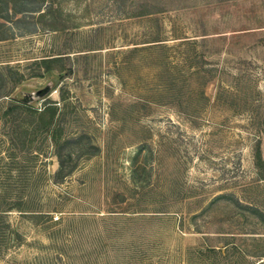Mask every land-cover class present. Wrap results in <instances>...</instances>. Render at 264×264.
Wrapping results in <instances>:
<instances>
[{
  "label": "rangeland",
  "instance_id": "1",
  "mask_svg": "<svg viewBox=\"0 0 264 264\" xmlns=\"http://www.w3.org/2000/svg\"><path fill=\"white\" fill-rule=\"evenodd\" d=\"M0 264H264V0H0Z\"/></svg>",
  "mask_w": 264,
  "mask_h": 264
},
{
  "label": "trees",
  "instance_id": "2",
  "mask_svg": "<svg viewBox=\"0 0 264 264\" xmlns=\"http://www.w3.org/2000/svg\"><path fill=\"white\" fill-rule=\"evenodd\" d=\"M59 61L57 57H47L40 59L39 63L42 65L44 71H48L51 69H56L61 71L60 68L55 67L54 62ZM61 99H64V95L61 96ZM19 108H23L28 111L29 107L25 104H18ZM60 107L56 105V101H47L44 103L42 109L38 112V116L36 118V130H41L42 132H46L47 136L50 138L54 147L57 148L58 161L60 166L63 165V160L61 159L60 150L63 146L61 143V139L63 138L64 128L61 126L59 112ZM36 111V110H35Z\"/></svg>",
  "mask_w": 264,
  "mask_h": 264
},
{
  "label": "water",
  "instance_id": "3",
  "mask_svg": "<svg viewBox=\"0 0 264 264\" xmlns=\"http://www.w3.org/2000/svg\"><path fill=\"white\" fill-rule=\"evenodd\" d=\"M51 90V84L48 83L44 87L33 92H22L21 101L25 104L35 100L44 98Z\"/></svg>",
  "mask_w": 264,
  "mask_h": 264
}]
</instances>
